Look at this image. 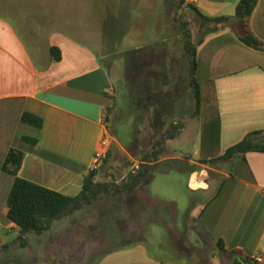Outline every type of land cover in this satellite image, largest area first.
I'll use <instances>...</instances> for the list:
<instances>
[{"label": "crops", "instance_id": "crops-1", "mask_svg": "<svg viewBox=\"0 0 264 264\" xmlns=\"http://www.w3.org/2000/svg\"><path fill=\"white\" fill-rule=\"evenodd\" d=\"M237 2L186 0L208 17L233 16ZM33 19L25 13H0V247L19 236L7 214L15 182L2 168L9 151L24 153L20 178L77 196L86 175L99 171L95 155L107 137L110 157L122 155L133 163L124 169L125 175L136 173L142 164L152 166V174L132 195H104L94 202L92 217L103 214L105 203L108 215H117L114 221L102 226L80 221L74 235L69 231L49 238L55 225L68 224L65 217L36 234L39 250L34 261L87 264L101 259V264L135 253L142 261L129 264H200L209 262L208 254L218 256L217 242L222 240L227 251L238 253H219L218 264H231L243 255L254 262L260 256L264 264V152H249L232 162L202 163L219 158L248 134L264 132V50L248 47L229 29L208 35L197 49L201 102L195 117L184 45L175 55L166 48L133 50V84L123 79L121 93L106 56L60 32L34 29L29 22ZM249 27L264 43V0L258 1ZM51 47L61 50L60 61ZM155 81L162 86V99L147 86ZM24 113L41 118L42 127L22 122ZM179 118L182 128L170 136ZM191 126L193 131L186 133ZM99 174L96 181L104 182ZM186 211L193 223H188L189 216L186 222L178 219ZM189 225L202 247L190 246ZM155 227L173 240V246L149 254L138 246L147 244ZM213 259L211 264H217Z\"/></svg>", "mask_w": 264, "mask_h": 264}, {"label": "rangeland", "instance_id": "rangeland-1", "mask_svg": "<svg viewBox=\"0 0 264 264\" xmlns=\"http://www.w3.org/2000/svg\"><path fill=\"white\" fill-rule=\"evenodd\" d=\"M40 8H43L44 11ZM13 12L25 13L27 16L33 17L34 19L29 22L36 30H41L46 34L60 32L81 43L84 47L95 48L100 56H106L104 62L110 67L111 77L115 85L121 89V93L123 79L129 85L133 84L131 72L137 66L133 50L137 48L149 50L166 48L171 55H175L177 54L176 50L185 44V40L188 38L186 33H189V40L192 44H195L200 38V19L188 7L187 3L183 4L180 0H0V13L11 17L14 16ZM183 24H186L187 27H183ZM147 86L152 89L154 96L162 99L160 82H147ZM181 122L182 120L179 118L178 125L182 127ZM193 128L191 126L186 133L192 132ZM180 141L183 143V139ZM114 158L113 155L107 159V162L101 163L98 179L120 185L126 181L128 176L123 173L124 169L132 166L133 163L122 155L117 156L115 160ZM101 166L103 167L101 168ZM136 170L134 168L131 171ZM102 198L105 201L107 199L106 196ZM182 206L183 204H181V208L186 210V207ZM105 207L107 206L104 203L103 214L96 213L93 217L91 216L92 211L97 209L95 204L92 207H86L83 214L64 217L68 224L61 221V227L55 225L56 229H53V233H49V238L69 231H72L71 233L74 235L75 223L79 225L80 221L88 225L98 221L100 226L108 221H114L117 215H112L113 211L112 214L110 213L111 215H108ZM190 213V211L180 213L178 219L186 222ZM189 217L188 223H193L194 218ZM190 226L188 228L191 230L192 226ZM152 230V235L146 239L147 244L138 246V248H144L145 251L152 254L160 253L161 247L173 246V240L167 237L162 230L157 227ZM12 237L15 238L16 235H12ZM38 238L36 234L30 233L28 242L31 247L29 249H27L28 247H17L12 253L0 255V264H50L45 260H33V255L39 250ZM188 238L190 246L202 247L200 236L193 230L190 231ZM216 253L218 254L216 258L212 254H208L209 262L201 260L199 263L211 264L214 258L213 263L217 262L218 264L220 252L217 250ZM138 256L139 254L128 253L101 264H129L142 261ZM184 263L190 264V262Z\"/></svg>", "mask_w": 264, "mask_h": 264}, {"label": "trees", "instance_id": "trees-1", "mask_svg": "<svg viewBox=\"0 0 264 264\" xmlns=\"http://www.w3.org/2000/svg\"><path fill=\"white\" fill-rule=\"evenodd\" d=\"M180 1L183 4L186 3V0ZM258 1L259 0H238L233 16L223 15L217 17L205 16L198 12L194 6L188 5L200 19V38L195 44H192L189 40V33H186L188 38L185 40L184 44L190 62L189 70L191 80L189 87L194 97L195 117L199 116L201 102L200 86L196 78L198 47L203 44L208 35L222 29H229L239 41L248 47L263 51L264 43L252 33L249 27L250 18ZM182 26L185 28L187 27L186 24ZM50 51L55 60L60 61L62 59L61 50L59 48L51 47ZM22 122L38 128H41L43 125L41 118L30 113H24L22 115ZM181 128L182 127L178 124L171 125L169 135H175ZM25 140L32 144L37 143L36 139L26 138ZM249 152H264L263 131L248 134L242 141L228 148L219 158L211 161H203L202 163L214 164L219 161L232 162L238 157H245ZM109 158L110 154L107 153L101 163L107 162ZM23 160L24 153L18 149L12 148L2 167L4 172L15 176V182L7 199V214L9 219L16 225L19 236L11 245L0 247V253L8 250L12 245H17L22 248L28 247V235L30 233H35L37 235L43 234L51 229L55 221L72 216L77 211L93 205L101 196L134 194L148 180L153 169L150 165L142 164L136 173H131L127 180L120 185L96 181L99 171L94 169L86 175L82 192L77 196H67L20 178L18 172L22 166ZM147 160L148 158L144 157V161ZM102 167L103 166H101V168ZM217 248L223 255L238 253L236 251H227L222 240L217 242ZM100 261L101 259H97L88 264H98ZM242 263L254 264L255 262L244 255L241 260H234L231 262V264Z\"/></svg>", "mask_w": 264, "mask_h": 264}, {"label": "built area", "instance_id": "built-area-1", "mask_svg": "<svg viewBox=\"0 0 264 264\" xmlns=\"http://www.w3.org/2000/svg\"><path fill=\"white\" fill-rule=\"evenodd\" d=\"M190 2H194L195 0H189ZM110 147V140L107 137H104L101 141V147L95 155L96 165L100 166L102 159L108 153ZM262 262V257L258 256L255 260L256 264H260Z\"/></svg>", "mask_w": 264, "mask_h": 264}]
</instances>
